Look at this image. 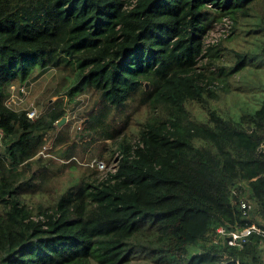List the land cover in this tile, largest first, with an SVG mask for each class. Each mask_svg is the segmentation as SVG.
<instances>
[{"label":"trees","instance_id":"1","mask_svg":"<svg viewBox=\"0 0 264 264\" xmlns=\"http://www.w3.org/2000/svg\"><path fill=\"white\" fill-rule=\"evenodd\" d=\"M225 18L230 34L208 43ZM238 32L252 48L231 44ZM257 59L264 0H0V264H264L261 234L242 247L217 237L264 231V99L218 104ZM37 68L64 72L69 103L92 93L91 142L58 126L64 98L36 120L6 104ZM52 137L62 168L99 140L116 169L89 165L52 197L54 159L38 156Z\"/></svg>","mask_w":264,"mask_h":264},{"label":"rangeland","instance_id":"2","mask_svg":"<svg viewBox=\"0 0 264 264\" xmlns=\"http://www.w3.org/2000/svg\"><path fill=\"white\" fill-rule=\"evenodd\" d=\"M222 29H227L223 20L213 21L207 35V40L212 41L224 38L232 31V29H230L229 33L225 34L222 32ZM238 34V36L235 35L231 44L236 45V47L240 49L243 47L242 45L246 44V47H244L245 50H248L247 48L250 46V48L253 47V45H251L252 43H247V40L251 39L249 35L246 36L244 32H238ZM252 41L254 42V39H252ZM223 59L227 60V64L229 66L230 62L227 57L223 56L222 60ZM206 62V59H203L200 61L199 65L201 66L206 64ZM254 62V65L244 68L241 72L230 78V91H235L236 94L228 95L226 100H222L218 103L225 111L230 112L233 110L239 113L241 112V107H244L245 104L248 105L249 102H251V106H253L252 110L260 106L262 100L264 99V62L262 65L260 63L261 61L258 59L256 61L254 60ZM63 74V71L56 70L54 68L45 70L38 68L35 69L31 79H28L22 84H11L10 88L13 94L12 97L7 100L8 105L20 110H31L36 108L38 112L43 115L53 106L56 99L64 98L67 102V114L64 117L67 119L62 126L69 131L71 141L81 143L84 137V142H91L92 138L90 136H85L82 128L87 122L85 113L90 108L92 103V93L90 91H85L69 103L68 97L64 93L59 95L57 94L58 90L64 92L60 85ZM217 86L220 88L222 87L221 83ZM237 95L239 96L237 97ZM15 100L17 103L14 102ZM53 142L54 140L52 137V139L47 142L45 149H43V156L50 155L54 159L51 165L53 175L51 176L49 182V187H51L49 195L52 197H56L59 193H61L62 190L66 188L68 183L73 184L76 182L82 173L86 172L89 165L91 166L95 160H99L101 158L100 160H103L108 166L106 171L99 172L100 178H103L107 172H110L112 167L116 164V154L113 155V158L110 156L111 146L104 150L103 155V142L97 140L92 142L89 148L84 145H79L75 149L74 155L76 156V159L78 158L77 161L80 163L77 164V167L62 168L61 164L63 161L60 159V155L63 154L64 145L52 148ZM109 142L110 141H107V143ZM108 160L109 162H107ZM129 264L153 263L136 259Z\"/></svg>","mask_w":264,"mask_h":264},{"label":"built area","instance_id":"3","mask_svg":"<svg viewBox=\"0 0 264 264\" xmlns=\"http://www.w3.org/2000/svg\"><path fill=\"white\" fill-rule=\"evenodd\" d=\"M225 22V26L227 29H222V32L223 33H229V30L231 29V21L228 19V18H225L223 23ZM217 41V39L215 40H212V41H208V43H212V42H215ZM11 89V88H10ZM12 90H11V93L10 95L8 96V98L6 99V104L8 105V102L7 100L10 99L12 97ZM15 103H17V101L15 100L14 101ZM9 107H11L10 105H8ZM13 108V107H11ZM15 109V108H13ZM20 110V109H19ZM27 110V116L28 118H30L31 120H36L37 118L40 117V113L38 112V110L36 108H33V109H25ZM3 136H4V133H3V130L0 128V145H1V142H2V139H3ZM45 149V148H44ZM40 155H44V151H41ZM117 163V162H116ZM91 166H95L98 170L100 171H106L108 169V166L105 164V162L103 160H95ZM116 169V164L112 167L111 171H114ZM242 208L244 210H247L250 208L249 205H247L246 202H242ZM258 233V234H261L264 238V231L261 229V228H258L256 225H252L250 227H247L241 231H234V232H227L223 227H220L217 229V237H222V236H228L229 237V244L230 245H238L240 247H242L247 239L249 238V236H251L253 233ZM263 244H264V241H263Z\"/></svg>","mask_w":264,"mask_h":264},{"label":"water","instance_id":"4","mask_svg":"<svg viewBox=\"0 0 264 264\" xmlns=\"http://www.w3.org/2000/svg\"><path fill=\"white\" fill-rule=\"evenodd\" d=\"M147 86V85H146ZM66 117H63L57 124H58V126L59 127H62V125L65 123V121H66Z\"/></svg>","mask_w":264,"mask_h":264}]
</instances>
